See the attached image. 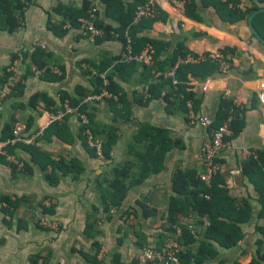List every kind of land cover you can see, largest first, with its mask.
I'll return each instance as SVG.
<instances>
[{"label": "crops", "instance_id": "1", "mask_svg": "<svg viewBox=\"0 0 264 264\" xmlns=\"http://www.w3.org/2000/svg\"><path fill=\"white\" fill-rule=\"evenodd\" d=\"M120 1L129 5L131 0ZM153 1L155 15L145 19L135 35L157 42L161 60L175 50L196 56L225 49L236 54L231 62H221L219 74L205 80L191 78L182 85L193 95V113L209 116L214 125L227 98L244 108L239 132L230 141L232 148L219 155L222 168L215 180L235 206L244 210L245 220L239 224L243 237L231 249L211 241L217 256L203 264H249L264 246V219L260 218L264 193V44L251 33L248 19L234 23L223 20L211 0H181L182 8L164 0ZM240 1L243 8L248 4ZM85 5L97 7L99 22L118 27L105 17L102 0H31L21 31L10 34L0 30V83L13 61H18L24 71L23 83L6 99L0 112V138L10 120L28 124L32 136L44 129L36 145L29 147L32 152L23 147L12 151L25 165L24 172L0 159V197L13 204L9 212L0 207V264H31L33 256L47 264H132L142 244L157 245L158 235L163 237L159 231L167 229L170 198L183 196L172 190L175 175L197 176L202 168L200 154L208 131L188 123V107L167 105L163 96L169 91V82L145 79L141 66L135 73H115L114 62L124 52L123 41L91 42L68 21L69 9L77 15ZM260 8H264V0ZM33 41L44 43L47 49L30 52ZM30 64L56 67L61 76L47 73L36 79L28 71ZM89 75H112L126 96V105L116 109L108 103L94 106L95 120L115 130L118 138L105 161L96 159L86 148L77 119L68 118L58 128L48 127L50 115L60 109L64 97L94 91ZM158 82L163 84L160 96L140 105L139 90ZM142 127L159 131L152 139L162 155L161 170L144 179L139 178L134 156L142 152L143 146L135 141ZM241 150L255 152L261 161L248 169L250 162L241 157ZM50 162L76 164L75 173L65 177L56 172L55 180L47 181ZM127 163L134 167L126 181L127 191L120 205L112 206L106 197L111 196L113 171ZM188 180L185 177L186 183ZM187 187L190 189L191 183ZM48 199L54 201L49 216L61 225L57 233L39 225ZM148 211L153 214L145 216ZM184 212L193 214L190 208ZM173 217L177 223L187 220L182 212ZM205 222H192V251L206 241L202 235Z\"/></svg>", "mask_w": 264, "mask_h": 264}, {"label": "trees", "instance_id": "2", "mask_svg": "<svg viewBox=\"0 0 264 264\" xmlns=\"http://www.w3.org/2000/svg\"><path fill=\"white\" fill-rule=\"evenodd\" d=\"M105 5V17L109 20H113L117 23V28H114L110 25H105L98 21V11L96 13L95 26L97 29L101 30L104 35L102 38H98L96 41H110L115 38H119L124 41V34L129 31L130 35L133 39V50L135 54H139L147 44L152 45L155 50L154 53V61L152 66H145L138 63L131 64H120L118 63L119 59H117L115 63V73H135L138 66L143 68V73L145 79L155 78L153 72H167L175 63L178 62L179 59H185L188 56L196 57L195 54H186L181 50H175L169 58H165L161 60L159 58V50L157 42L149 40L148 38H138L135 35L137 30H140L139 26L144 21L142 20L138 24H134L135 11L136 8L142 4H144L147 0H131L129 5H124L120 0H102ZM248 4H245L244 10L239 8V4H241L240 0H225V2H219L216 0H211L213 7H215L218 12H220L223 20H227L229 23H234L240 20H246L248 17L257 9L260 8V4L263 0H246ZM27 4H25L22 0H0V30L6 31L10 34L16 33L20 27L19 16H24ZM90 8V5H85L80 11L75 13L69 11L71 9H67L68 21L72 26H78V20L82 17L87 16V11ZM69 15L71 17H69ZM254 26L264 38V12L256 15L254 18ZM51 29V28H50ZM54 29V28H53ZM55 32V30H53ZM65 30H63L64 32ZM131 31V32H130ZM158 48V49H157ZM158 50V51H157ZM224 56L236 55L233 50L225 49L220 52ZM209 54H205L204 56H208ZM232 59L223 58L219 61H213L210 59H206L203 62L198 64H183L180 63L175 71L174 77H164L159 76L156 77L159 81H167L169 82V91L163 99L167 103L168 106H172L175 103H178L182 107L187 108V103H193V95L186 90V86L182 85L189 81L191 78L193 79H201L205 80L207 76H213L215 74L220 73V65L221 62H231ZM39 67H42L38 65ZM30 73V70H28ZM101 74V73H99ZM115 74V75H116ZM94 81V91L91 94L82 93L77 97L70 98L64 97L62 99L61 106L68 102L72 107H78L83 99L94 95L99 94L103 90H107L111 93L121 95L120 102L115 103L112 101H108V103L113 109L118 108L121 105H126V96L123 94L119 88V86L114 82V77L106 76L105 79L98 76L89 75ZM6 78V73L1 83ZM105 80L108 82V86H105ZM173 80L176 81V84H173ZM0 83V84H1ZM158 83H147L145 86L147 87L149 97L143 99V97L139 94L140 102L139 104H146L148 101L152 99H156L160 96V91L162 89L163 84ZM21 86L19 84L14 92ZM12 92V94L14 93ZM61 108V107H60ZM94 106H85L82 108V112L87 114L90 119L89 129L93 133V135L97 138H100L104 142V155L105 160L110 158V154L112 152L113 147L117 144L118 138L115 133V130L110 127H106L104 125L99 124L93 115ZM244 113V108L237 107L234 103L233 98H227L223 106V112H221V116L219 117L218 123H215V127H219L225 120H227L228 116L232 115V120L229 123L228 131L231 132L230 135L226 136L227 141H231L239 132V128L241 127L239 124V120ZM68 119V118H67ZM65 119L62 122L54 123L49 128H58V126L62 125L67 121ZM15 123V120H10L6 123L2 129V137L0 140H6L10 138L12 127ZM27 129H29L28 124L26 125ZM147 127V126H146ZM146 127L140 128L138 134L135 138L137 145H142V152L134 153L136 160L139 163L138 170L140 172V179H144L149 177L151 174L157 173L160 169V161L162 160V155L157 145L153 143V134L158 133L157 130H152ZM81 132L83 133V129L81 128ZM83 136V135H82ZM156 138V136H154ZM86 148H88L86 141L83 137ZM155 140V139H154ZM23 148H29L24 146H18ZM14 148L9 149V153L12 154ZM33 148H29L32 152ZM89 149V148H88ZM90 150V149H89ZM91 151V150H90ZM92 152V151H91ZM93 153V152H92ZM93 156L96 158V155L93 153ZM5 161V159L0 158ZM261 161V156L257 157L256 160L249 161L247 167L252 168L257 165ZM6 162V161H5ZM19 163H21L19 161ZM23 164V163H21ZM10 165V164H9ZM12 166V165H10ZM23 169H18L15 166H12L14 170L24 172L25 165L23 164ZM49 166L51 167V172L46 174L47 181H54L56 177V172H60L63 176H68L74 174L76 164H65L64 162L53 163L50 162ZM48 167H45V171L48 170ZM134 167L127 163L125 166L121 168H117L113 171V177L111 182L109 183V188L111 189V196H105L107 202H109L112 206H119L122 202L124 195L127 191L126 181L131 177V172ZM185 177L188 178L187 183H191V188L188 189L187 183L185 182ZM218 177V176H217ZM217 177L212 181L210 186H207L206 183H203L198 178V175L195 176L193 174L182 175L181 173H177L173 179L172 190L179 195H183L182 197H172L168 203V214H167V229L163 231L161 240L158 242L155 247L163 246L169 240H176L180 246H182V250L178 254L179 263L180 264H203L205 261L214 259L217 256V249L211 243H216L220 248L223 249H231L233 248L243 237V234L240 230L239 224L245 220L243 217V208L241 206H235V201L229 198L227 191L219 188L217 185ZM110 191V190H109ZM260 204L262 205V211L260 214V218L264 219V193L262 198H260ZM12 202L6 197H0V207L9 212L11 210ZM187 205V206H186ZM53 206V205H52ZM45 214H50L49 209L45 207ZM145 208V207H144ZM185 208L191 210L193 214L187 215L185 214ZM176 212H182L188 218L192 217V222L194 224L203 225L206 220L205 228L202 231L203 237L206 241H203L199 244L195 251L191 250V244L194 242V233L193 228L189 229L185 226V223H177L176 219L173 217V214ZM153 211H148L147 215H152ZM195 219V220H194ZM40 225V224H39ZM175 226L181 227V235L180 237H176L175 235ZM154 246V245H153ZM141 250L149 247L148 245H141ZM38 256L31 257V264H47L45 262H39ZM132 264H137L134 260ZM234 264H242V263H234ZM249 264H264V246H261L258 250L257 256L252 260Z\"/></svg>", "mask_w": 264, "mask_h": 264}, {"label": "built area", "instance_id": "3", "mask_svg": "<svg viewBox=\"0 0 264 264\" xmlns=\"http://www.w3.org/2000/svg\"><path fill=\"white\" fill-rule=\"evenodd\" d=\"M26 5L24 9L27 8L31 0H22ZM177 8L183 7V2L181 0H164ZM219 2H225V0H216ZM241 10H244L242 6L239 5ZM97 7L91 5L87 11V16L82 17L78 20V30L81 32L84 37L89 41L94 42L98 38H102L104 33L97 29L95 26ZM155 15V3L153 0L146 1L144 4L138 6L135 11L134 24H138L142 20L152 18ZM20 27L17 32L21 31L24 26V20L22 16H19ZM124 52L121 55L118 63L120 64H131L138 63L145 66H152L153 57H154V48L152 45L147 44L145 48L139 53L135 54L133 50V39L127 31L124 34ZM46 45L40 41H33L30 46V52H35L37 50L45 51ZM231 59L233 56L227 55L224 56L220 52L215 54H210L208 56H188L185 59H179L174 66H172L167 72H153L155 77L164 76L173 78L175 71L180 63L183 64H198L210 59L213 61H219L223 58ZM30 74L39 79L45 76L47 73H53L55 76L60 77L61 72L58 68H48V67H39L35 64L29 65ZM6 78L0 84V112H2L4 103L6 99L14 92L16 87L19 84L23 83L24 71L21 66L18 64V61L11 62L6 68ZM105 79V77H101ZM173 84H176V81L173 80ZM105 86H108L107 80H105ZM139 94L146 99L149 97L147 87L144 86L141 88ZM230 94V92H228ZM121 95L111 93L107 90H103L99 94L91 95L80 103L78 107H72L68 102L64 103L60 109H58L54 114H51L49 118L50 127L54 123H59L64 121L67 118H74L80 124V127L83 129V137L86 141L88 148L96 155V158L99 161H105L104 155V142L100 138H97L90 131V119L87 114L82 112V108L85 106H96L103 104L108 101L115 103L120 102ZM187 107L189 110L188 123L191 126H198L208 131V138L202 145L201 149V171L198 174V178L201 182L206 183L207 186H210L212 181L221 173V163L219 161V155L222 151L231 149L230 141L226 140L228 134L229 123L232 120V115L230 114L219 127H215L213 122L214 120L207 115H197L192 111V103L188 102ZM44 129H42L38 134L29 135L28 129L25 123L16 121L12 127L11 136L6 140H0V158L5 159V161L17 167L18 169H23V164L19 163L18 159L9 153V149L16 148L18 146L24 147H34L38 138L43 134ZM241 157L244 160H256L257 154L253 151L241 150ZM54 201L48 199L44 202L46 208L50 209ZM40 226L48 231L53 233L60 232L61 225L60 223L53 219L49 214H43L39 219ZM185 226L191 229L192 218H188L185 222ZM175 235L180 237L181 227L175 226ZM182 250V246L176 240H169L161 247L149 246L145 249L139 251L135 256V261L137 264H180L178 254Z\"/></svg>", "mask_w": 264, "mask_h": 264}, {"label": "water", "instance_id": "4", "mask_svg": "<svg viewBox=\"0 0 264 264\" xmlns=\"http://www.w3.org/2000/svg\"><path fill=\"white\" fill-rule=\"evenodd\" d=\"M264 12V8H259L257 9L256 11H254L249 17H248V20H247V23H248V28H250L251 30V33L253 34V36L259 41L261 42L262 44H264V38L261 36V34L258 32V30L256 29V27L254 26V20L253 18Z\"/></svg>", "mask_w": 264, "mask_h": 264}, {"label": "rangeland", "instance_id": "5", "mask_svg": "<svg viewBox=\"0 0 264 264\" xmlns=\"http://www.w3.org/2000/svg\"><path fill=\"white\" fill-rule=\"evenodd\" d=\"M141 90V89H140ZM140 90H139V92H140ZM96 106H98V105H96ZM97 159V158H96ZM206 223V222H205ZM159 233L161 234V235H164L163 234V231L162 232H160L159 231ZM158 241H160L161 240V236L160 235H158V239H157ZM151 245H155V243H152Z\"/></svg>", "mask_w": 264, "mask_h": 264}]
</instances>
